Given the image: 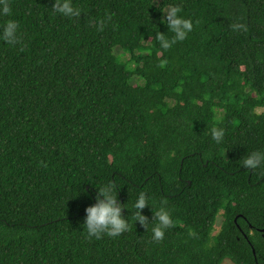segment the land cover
I'll return each instance as SVG.
<instances>
[{
  "label": "trees",
  "instance_id": "16d2710c",
  "mask_svg": "<svg viewBox=\"0 0 264 264\" xmlns=\"http://www.w3.org/2000/svg\"><path fill=\"white\" fill-rule=\"evenodd\" d=\"M53 2L0 17L22 38L0 41V264H264V167L240 161L264 152V0H72L71 19ZM171 6L193 30L163 50ZM109 181L125 218L139 191L163 202V240L150 207L147 231L87 236Z\"/></svg>",
  "mask_w": 264,
  "mask_h": 264
},
{
  "label": "clouds",
  "instance_id": "9594fccd",
  "mask_svg": "<svg viewBox=\"0 0 264 264\" xmlns=\"http://www.w3.org/2000/svg\"><path fill=\"white\" fill-rule=\"evenodd\" d=\"M51 11L54 14H59L66 18H79L81 10L74 7L72 0H54ZM182 9L179 6H171L164 13V18L161 23L165 24L168 30L172 33L171 39L165 37L161 32L155 33V39L159 47L163 50H168L177 42L184 41L188 34L193 30V21L184 18L181 15ZM12 9L9 0H0V17H10ZM100 27V25H98ZM230 27L235 31L242 29L241 24H231ZM0 41L10 45L22 44V38L18 31V23L14 19H8L0 27ZM22 50V48H21ZM211 138L217 143H221L224 137V130L216 127L211 128ZM242 167L245 169L255 170L264 167V152L254 151L241 160ZM97 195L95 203L85 209V218L83 228L86 230L89 238L95 237L100 239L103 235L109 237H118L129 230L131 222L139 223L146 231L150 224L148 217L142 214L146 207H150L153 213L152 220V240L158 242L164 239L165 232L173 226V219L169 210L163 205L153 210V206L149 204L151 199L144 191H139L132 207L135 212L125 218L123 215L124 209L128 210L126 204L121 205L118 201V186L116 182L109 181L96 187ZM129 211V210H128Z\"/></svg>",
  "mask_w": 264,
  "mask_h": 264
},
{
  "label": "rangeland",
  "instance_id": "374dc122",
  "mask_svg": "<svg viewBox=\"0 0 264 264\" xmlns=\"http://www.w3.org/2000/svg\"><path fill=\"white\" fill-rule=\"evenodd\" d=\"M115 54L116 55H119L120 57H121V59L123 60V61H125V60H128V58H129V55H127V54H123L122 53V50L121 49H119V48H117V49H115ZM133 83H138V84H140L141 83V81H138L137 79H134L133 80ZM262 112H264V109H259L258 110V113H262ZM220 217L217 219V227H218V229L220 228ZM218 229H217V231H218ZM217 231H215V233L217 232ZM223 264H233L230 260H225L224 262H223Z\"/></svg>",
  "mask_w": 264,
  "mask_h": 264
}]
</instances>
